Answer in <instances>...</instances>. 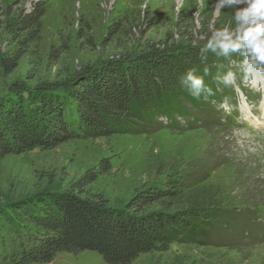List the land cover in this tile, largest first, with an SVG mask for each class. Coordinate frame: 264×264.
I'll return each mask as SVG.
<instances>
[{
	"label": "rangeland",
	"instance_id": "obj_1",
	"mask_svg": "<svg viewBox=\"0 0 264 264\" xmlns=\"http://www.w3.org/2000/svg\"><path fill=\"white\" fill-rule=\"evenodd\" d=\"M36 4L46 9L40 38L25 46L8 25ZM233 11H217L216 0H0V103L21 97L28 109L36 107L39 87L67 99L66 84L78 72L137 57L152 45H199L218 28L234 27ZM19 46L27 51L18 57ZM235 66L236 99L202 112L186 103L195 120L179 117L168 125L159 118L137 132L80 137L1 158L0 227L13 235L9 219L18 221L7 207L63 193L89 170L102 173L86 190L116 207L180 178L189 185L184 202L212 204L221 216L197 244L173 243L132 264H264V79H245ZM104 159L110 166L102 168ZM48 264L108 263L86 250L60 252Z\"/></svg>",
	"mask_w": 264,
	"mask_h": 264
},
{
	"label": "trees",
	"instance_id": "obj_2",
	"mask_svg": "<svg viewBox=\"0 0 264 264\" xmlns=\"http://www.w3.org/2000/svg\"><path fill=\"white\" fill-rule=\"evenodd\" d=\"M45 13L36 4L15 17L9 30L13 35L20 32L21 44L30 46L40 38ZM206 40L199 45H152L137 57L87 68L67 82V99L39 87L41 99L36 107L28 109L21 97L0 103V159L36 148H55L80 137L137 132L139 125L153 124L159 118H165L168 125L179 117L195 120L187 104L202 112L226 97L236 99L233 86L218 85L214 76L237 71L235 64L243 58L233 53L226 59L209 51L202 61L200 49ZM20 49L18 57L27 51ZM205 67L209 69L205 84L215 92L207 101L203 96L192 97L180 83L187 70L196 69L203 76ZM108 162L102 160V168L110 166ZM101 173L89 170L63 193L37 195L34 201L7 207L18 223L9 219L13 235L0 227V264H48L60 252L86 250L99 253L108 264H132L141 254L167 251L173 243L197 244L204 230L221 216L212 204L184 202L189 185L180 178L162 189L141 191L124 207L113 206L103 194L86 190Z\"/></svg>",
	"mask_w": 264,
	"mask_h": 264
},
{
	"label": "clouds",
	"instance_id": "obj_3",
	"mask_svg": "<svg viewBox=\"0 0 264 264\" xmlns=\"http://www.w3.org/2000/svg\"><path fill=\"white\" fill-rule=\"evenodd\" d=\"M217 11L221 8H232L234 27H222L215 30L200 49L201 60L206 59L209 51L217 57L230 58L237 53L240 60V70L245 79L256 74L264 79V0H216ZM209 75V69L204 68V75H197L196 69L187 70L180 83L189 94L204 100L215 95L213 88L205 84L204 76ZM236 74L229 70L223 75L217 73L215 82L224 86L233 85Z\"/></svg>",
	"mask_w": 264,
	"mask_h": 264
}]
</instances>
